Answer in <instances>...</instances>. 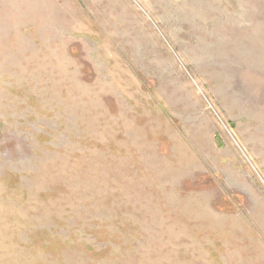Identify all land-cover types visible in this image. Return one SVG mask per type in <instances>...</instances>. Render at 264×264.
<instances>
[{
  "label": "rangeland",
  "instance_id": "1",
  "mask_svg": "<svg viewBox=\"0 0 264 264\" xmlns=\"http://www.w3.org/2000/svg\"><path fill=\"white\" fill-rule=\"evenodd\" d=\"M0 264H264V0H0Z\"/></svg>",
  "mask_w": 264,
  "mask_h": 264
}]
</instances>
